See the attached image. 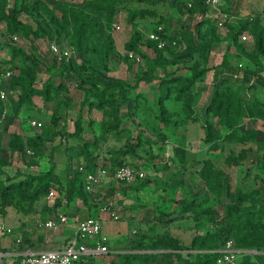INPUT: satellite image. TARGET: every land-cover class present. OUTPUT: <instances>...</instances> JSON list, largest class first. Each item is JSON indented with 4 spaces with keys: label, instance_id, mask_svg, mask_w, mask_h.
Returning a JSON list of instances; mask_svg holds the SVG:
<instances>
[{
    "label": "rangeland",
    "instance_id": "374dc122",
    "mask_svg": "<svg viewBox=\"0 0 264 264\" xmlns=\"http://www.w3.org/2000/svg\"><path fill=\"white\" fill-rule=\"evenodd\" d=\"M35 1L8 0V5L9 7L16 5L19 8V19L31 25L34 29H39L41 33L45 32V37L36 38L32 34L27 36L18 32H10L7 28V22L0 20V60L9 61L13 58L11 64L14 66L13 76L0 87L4 90V97L0 94V134L4 145L2 157L7 161H10L11 153L10 149L7 148V144L13 133H21L24 139L44 135L47 153L45 155L37 154L33 149L28 148L27 151L31 150L33 153L27 152V160L17 154L13 156L12 162L4 167L10 175H19L17 177H23L21 174L38 173L42 169L51 167L54 163L57 164L58 171L63 170V175L66 173L65 167L68 166L69 162L75 168L82 164L99 167L105 165V163L109 167L114 162L124 160L128 161L130 165L144 167L147 176L136 181L146 182L154 187L152 195L155 198L160 193L156 202L146 205L145 209L141 210V213L150 212L149 228L151 229L138 228V233L131 232L127 236V240L121 245L124 252L118 254L117 258L109 257V255L102 256L98 258L99 264H186L184 261L198 264L201 256L197 254L198 251L190 254L188 250H183L182 256H180L173 252L169 242L163 243L161 238L164 237L166 238L165 241H168L169 237H172L179 240L180 243H190L193 236L206 232L213 227L207 218L209 214H204L200 222L197 223L193 219L180 221L179 214H181L182 206L180 201L192 197L191 190L197 192L198 195V198L194 201L196 205H199L197 211H206V209L211 208L213 209L214 219L222 218L219 196L210 191L206 178L203 176L204 167H208L210 172L212 167L222 171L223 179L226 180L221 185L223 187L225 185L229 189L230 196H235L239 193L238 189L241 188L250 194V199L256 197L255 194L251 193L254 189H258L255 182L257 178L253 177L254 173H250L249 177L247 170L248 167L259 166L257 160L260 155H256L254 154L256 152L251 151L248 155L249 158L244 159L243 163L240 164L235 163L234 159L240 155L245 145L243 144L245 141L241 138L242 133L250 128L257 131L258 134L264 132L263 119H249L239 125L238 128L241 132L234 135L233 132L231 133V127L224 124L222 116L215 115L211 111L208 118L209 122L217 129L218 139L214 142L215 144L204 140L205 132L202 123L205 122L204 106L207 96L205 93H208L211 84L216 79L214 72L208 73L205 79L198 82V91L200 93L201 90L203 91L194 102L196 103L194 116L198 118H189L190 116L188 117L184 107V101L176 102V99L172 97V101H167L165 106L167 108L166 114L171 115L172 122L171 124L164 123L161 119L163 109L159 104L158 84L141 82L136 88L129 90L125 88L119 95L121 97L120 116H122L123 123L117 134L112 133L104 138V134H102L104 131L103 124L105 122L108 124L113 119L105 116L102 109L87 106L82 112L84 123L81 136L68 137L64 145L56 151L54 161L50 160V155L53 145L52 139L62 133L77 131L76 121L80 116L81 102L84 98V91L78 85L83 79L82 71L90 72V68H94L97 71L96 74L101 73L105 77L127 79L133 85L139 73L147 67V63L152 61L158 54L157 50L153 46H149L148 42L150 33L162 25L164 28L165 26L168 27L164 29L168 37V43L163 48V59L168 62V70L184 66L178 69L177 72L191 75L188 70L191 63L178 61L179 63L175 64L172 61L175 58L174 54H182L187 51V42L181 37L183 26L201 20L203 18L200 16L201 13L197 12L192 17L184 13L182 19L181 15L176 11L174 12V8L171 7L172 0H163L158 3L133 1L130 3L132 7L138 6L148 9V11L149 9H155L158 15L155 17L149 15L150 12H148L145 16H139L131 23L126 18V10H121L117 17L113 18L111 15L97 9L94 5H102L101 0H90L93 5L88 6V14H86L88 18L86 19L83 18L85 14L78 17L70 11L64 16L65 9L61 8L64 7L65 3L72 2L75 6L88 0H40L37 9L32 6ZM222 4L230 8L231 14H235L234 22L251 13L255 15L261 12L260 20L262 26H264V0H226L225 3L222 0ZM25 6L29 10H20ZM160 15L167 18L168 23L161 21ZM81 23H86V26L83 25L85 37L79 43L76 31L77 29L80 30ZM134 30H138L142 38L138 41L137 50H129L126 47L128 41L125 42V40L131 38ZM228 30L229 25L224 30H219V33H221L219 35L223 39L215 44L212 49L210 63L212 65L219 64L225 54H228L234 65L240 67L251 66L255 69L256 66L251 59L237 57L235 47L228 49L226 37ZM245 31L251 34L249 30ZM15 36H17V39ZM108 36L113 37L115 49L105 52ZM173 39L178 40L179 43L173 45L171 42ZM49 40L56 41L61 48L70 49V58L60 60L56 57L48 48ZM129 51H133L139 56L140 61L131 58L128 54ZM63 63L72 65L71 72L64 70ZM28 67L34 71L36 89L43 91L48 83H53L52 85L55 86L62 83V89L57 91L49 87L50 90L47 94L42 92L33 94L30 103H23L17 115L13 109V102L20 98L22 88L17 85L16 88H13L12 85L16 79L24 78L28 74ZM157 73L165 75L162 68ZM253 82L255 87L250 90V94L255 97H264V79L255 78ZM48 95L51 97H47ZM34 121L41 122L42 125H35ZM257 138H259V135ZM259 140L256 139V142ZM139 141L142 142L141 146H137ZM131 145L135 146V152L132 154L137 152L138 158H134L132 155H123L124 149ZM256 145H260V143L257 142ZM176 146L184 148L183 160L180 155H176L174 149ZM167 153H172L175 159L167 160ZM209 160L212 166H205L206 161ZM247 164L249 165L247 166ZM68 178L71 179L69 175ZM111 182L117 185V182L113 180ZM132 184L118 183L117 187H120V190L116 188L114 193L110 194L111 199L120 209H125L123 207L125 199L123 196L126 191L131 190V187L134 186ZM112 186L113 184L108 186L107 193L110 189H113ZM57 190L60 197L66 193L65 190L59 188ZM224 197V201L229 200L226 196ZM262 203L261 206L264 207V201ZM173 210L178 212L177 216L169 215ZM18 211L15 205L7 207V213L10 212L9 215L14 218L17 217ZM121 215V219L128 217V211L121 210ZM134 237L138 240L132 241ZM260 240H263L264 249V229ZM234 247L237 248L236 243H234ZM237 249L240 251L239 257L231 264H244L245 254L250 253L246 251L250 250ZM137 252L141 254L139 259L128 258L126 255L127 253L134 254ZM253 254H255L252 257L253 263L264 264L263 254L256 253V251Z\"/></svg>",
    "mask_w": 264,
    "mask_h": 264
},
{
    "label": "trees",
    "instance_id": "16d2710c",
    "mask_svg": "<svg viewBox=\"0 0 264 264\" xmlns=\"http://www.w3.org/2000/svg\"><path fill=\"white\" fill-rule=\"evenodd\" d=\"M102 5H94L97 9L111 15L113 18L117 17L121 10L127 11V20L133 23L139 16L143 17L148 12L149 15H158L155 9H144L141 7H132L130 3L134 2H148L158 3L163 0H101ZM189 1L191 0H172L171 6L181 16L187 13L192 17L197 12L202 13V19L195 22L189 23L183 26L181 37L187 42L186 53L174 54L173 63L177 64L180 62L191 63L188 66V70L191 75L179 74L178 69L183 67H176V69L168 70V62L163 59V48L158 47V43L155 40L149 39V46H153L158 54L147 63V67L143 69L137 77L135 83L131 85L127 79H121L116 77H105L101 73L96 74L94 68H90V72L82 71L81 75L83 79L79 82V87L84 91V98L81 102V113L76 121L77 131L73 133H62L60 136L52 139L53 145L51 147V159L54 161V155L58 149H60L65 140L70 137H80L83 131V114L84 109L87 106L91 108L97 107L104 111L105 116H109L113 120L108 124H103L104 138L108 137L112 133H118L120 126L122 125V116L120 109V98L119 95L122 91L127 88L133 89L138 87L141 82H147L149 84H158V91L160 92L159 104L163 109L162 120L166 124H171L172 117L167 115L166 102L172 101V97L176 99V102L184 101V107L189 118H198L194 114L195 99H198L202 94L198 91V82L205 79L208 73L214 72L216 76L215 81L211 84V89L208 93H205L206 104L204 106L205 122L202 123L204 126L205 137L204 140L208 143H214L217 141L218 132L214 125L209 122V114L211 111L215 115H221L224 120V124L231 127V133L235 135L239 134V125L245 123L249 119H263L264 120V97H255L250 94V90L255 87L253 80L258 77H262V71L264 70V26L261 24L260 14L246 15L241 17L238 21L234 22L232 19L227 31L226 37L228 40V49L235 47L237 57H248L253 61L256 66L253 69L251 66L240 67L232 63V59L228 54H225L221 63L212 65L210 62L211 51L215 44H218L223 37L219 34V28L217 26V16L208 13V8L204 3V0H192L193 6L189 7ZM40 4V0H36L34 8L37 9ZM93 5L90 0L83 1L80 5H75L72 2L65 3L64 16L67 12L73 13L74 16H80L85 14L84 19L88 18V6ZM33 8V9H34ZM78 8V9H77ZM27 9V6L20 8ZM222 9L229 13L230 8L223 5ZM264 11V8H263ZM87 12V13H85ZM19 8L16 5L9 7L8 0H0V20L7 22L8 30L10 32H18L27 36L34 35V37H45V32L41 33L39 29H34L31 25L23 22L18 16ZM177 13V14H178ZM235 16V14H233ZM160 19L163 22H167V18L160 15ZM159 19V21H160ZM168 23V22H167ZM86 23H81L79 26L80 30L77 29L76 36L78 42H82L85 37L84 26ZM168 28L165 26L164 29ZM157 29V28H156ZM249 30L253 35L252 46L248 42L240 41V35L245 31ZM221 31V30H220ZM167 39L166 33L164 34ZM141 34L138 30H134L131 38L128 40L126 47L129 50H137L138 41L141 39ZM178 41V40H177ZM107 46H105V52L115 49V43L112 36H108ZM179 43V42H177ZM176 45V44H174ZM15 49V48H14ZM19 50V49H17ZM15 54V53H14ZM65 60V59H63ZM13 58L9 61H5L6 64L12 66ZM131 66V65H130ZM64 70L71 72L72 65L63 63ZM162 68L165 75H160L157 71ZM28 74L21 79H16L13 82L12 87L16 88V85L22 88V94L18 100L13 102L15 113H19L23 103H30V98L33 94L42 92L47 94L49 87L57 91L62 89V83L57 86L48 83L45 90L36 89L34 85V71L28 67ZM78 78V77H77ZM215 78V77H214ZM90 85H86V84ZM56 87V88H55ZM176 93V94H175ZM51 97V96H47ZM173 98V99H174ZM1 111V109H0ZM185 113V112H184ZM1 114V113H0ZM187 117V116H186ZM1 120V115H0ZM59 117L57 118L58 123ZM176 123H178L176 121ZM238 128V129H237ZM258 132L253 129H248L242 133L241 138L245 141L244 148L241 150L240 155L234 159L237 164L243 163L244 159H248L249 152L254 151L255 146L261 141H257ZM165 139V138H164ZM46 138L44 135H37L36 137H30L27 139L23 138L21 133H13L8 141L7 148L10 149V161H7L2 157V149L4 147L0 134V218H3L7 214V207L10 205L17 206L21 212H31L35 208V204L45 197L51 190L52 187L65 190L66 195L69 199H83L86 202L94 200L93 194L89 193L85 187V173L78 167H73L70 162L67 166L65 175L58 174L56 171V163L51 167L38 173L21 174L23 177H17L19 175H10L4 166L9 165L12 162L14 155H20L23 159L27 160V149H33L37 154H46ZM142 142L139 141L137 146H141ZM215 144V143H214ZM259 147H264L263 144ZM176 155H180L181 159H184L185 150L182 147H174ZM123 155H132L134 158H138L137 152H135V146L131 145L124 149ZM175 159L172 156L169 159ZM129 164L128 161L119 160L114 162L109 167L115 168L117 166ZM211 161H206V165L212 166ZM87 170H96V167H92L90 164L85 165ZM105 166L106 163H105ZM136 166V165H135ZM138 167V166H137ZM71 177L68 178V175ZM203 176L206 178L210 191L216 193L219 196V202L222 208V218L214 219L213 209H206V211H197L199 205L194 202L197 198V192L191 190L192 197L183 199L181 202V211L179 216L190 214L191 218L197 223L200 222L204 214L208 215V221L211 222L212 228L206 232L199 233L194 236L190 245L180 243L172 237H169L168 241L162 237L161 241L169 242L173 252L182 256L183 250H188L190 254L198 251L197 254L200 256V262L198 264H216L218 255L221 249L228 240H233L236 243L237 248L244 250H255L264 251L262 242L260 240L262 230L264 229V207L261 206L264 201V192L260 188L254 189L251 194H255L256 197L250 199L248 194L243 189H238L239 193L235 196H230L229 189L221 184L225 183L223 179V173L220 169L212 167L211 172L208 171V167H204ZM140 180V179H137ZM146 182L141 183L142 185ZM114 184V183H113ZM140 184V185H141ZM223 187V188H222ZM113 188V187H112ZM113 193V189L108 191L107 196ZM224 196L229 200L224 201ZM199 204V203H198ZM258 206V207H257ZM197 207V208H196ZM175 211H171L169 215H173ZM142 248V247H140ZM201 252V253H200ZM129 257L139 259L141 254L139 253H127ZM255 254L246 253L244 264H260L254 262L252 257ZM264 256V255H263ZM202 257V258H201ZM128 260V259H127ZM133 261V260H132ZM186 264H195L193 262L184 261Z\"/></svg>",
    "mask_w": 264,
    "mask_h": 264
},
{
    "label": "crops",
    "instance_id": "0c3cea01",
    "mask_svg": "<svg viewBox=\"0 0 264 264\" xmlns=\"http://www.w3.org/2000/svg\"><path fill=\"white\" fill-rule=\"evenodd\" d=\"M223 1L225 3L226 0ZM175 11L176 10H174V12ZM181 18L183 19V16H181ZM129 38H127L125 42L128 41ZM253 42V39L251 41H248L251 46ZM261 75L262 77H258L259 80L260 78L264 79V70L262 71ZM261 133L259 132L258 139L263 142L264 132ZM262 144L263 143H260V146ZM254 152H256L254 154L260 155V158L257 160L259 166L248 167V176L250 177V173H254L253 177L257 178L255 182L258 188H260L262 192H264V147L258 148V145H256ZM248 165L249 164H247V166ZM97 168L98 167H96V169ZM66 169L67 167H65V171H67ZM43 170L45 169H42L41 171ZM56 171L58 172V174L62 175L63 170L60 172L56 169ZM109 183H102L100 189L109 188L108 186L113 184V182H111L110 185ZM132 183V185L134 186L131 187V190L126 191L123 196L125 198L123 201V207L125 209H120V207H117L116 205L114 207V210H116L119 215L118 219H114L109 212H101L100 208L94 202V200H89L86 202L85 200L80 198L69 199L66 193H64V195H61V197L60 195L57 196L54 200L48 199V193L45 197H43L35 204V208L33 211L27 213L18 211L16 218L10 216V212H8L7 215L2 219L8 227L12 228V234L0 236V264H19L21 253L27 248H31L34 250L64 248L70 242V240L76 236L78 224L80 223V221L91 215L99 216L102 218L103 233L107 237L106 244L108 245L110 252L108 254L99 255L96 258L90 259L88 264H99L98 258H101L105 255L117 258L118 254L124 252V249L121 247V245L124 241L127 240V236H129L131 232H137V230H139L138 228H148L147 230L151 229L149 228V222L151 220L149 216L150 212L141 213V210H144L146 205L156 202L160 195V193H158V197L156 198L152 195L154 187H151L149 183H145L143 185L141 184L142 182L137 181H134ZM117 186L118 183L117 185L115 183L113 184V193L116 188L120 190V187L118 188ZM130 195H132V197H130ZM147 208L149 209V207ZM58 210L64 211L68 214V224L61 225L57 229L41 225V223H44L51 217H53L54 213ZM121 210L128 211V217H124L121 219ZM177 215L178 213H175L172 216ZM180 218V221L192 219L190 214H185L184 216H180ZM17 238L21 239L20 243L16 241ZM137 240L138 239L136 237L132 239V241ZM191 242L184 244L189 245L191 244ZM246 252L253 253L255 252V250ZM256 253H258V251H256ZM259 253L264 255V251H259Z\"/></svg>",
    "mask_w": 264,
    "mask_h": 264
},
{
    "label": "built area",
    "instance_id": "2783aa9c",
    "mask_svg": "<svg viewBox=\"0 0 264 264\" xmlns=\"http://www.w3.org/2000/svg\"><path fill=\"white\" fill-rule=\"evenodd\" d=\"M208 8V13L217 16V26L222 31L227 27V24L234 18V15L222 9V0H204ZM189 7L193 6V1H189ZM202 18V13H201ZM166 31L162 25L150 33V39L157 41L159 48H164L168 43L164 34ZM17 39V36H15ZM252 35L244 31L240 35V40L243 42L251 41ZM172 44H177V40L173 39ZM170 43V42H169ZM48 48L60 60L70 58L71 50L61 48L56 41L49 40ZM129 56L136 61H140V57L133 51L128 52ZM14 74V69L11 65L5 63V60H0V87ZM0 94L4 97V90L0 89ZM35 125H42L41 122H33ZM29 153H33L28 150ZM167 152V151H166ZM173 153V152H172ZM171 153V154H172ZM167 153V157L173 156ZM171 155V156H170ZM85 173L86 190L93 194L94 202L98 205L101 212H109L114 219H118L119 215L115 208V203L110 196H107V189H100L102 183H109L111 180L117 183H132L137 179H143L147 176V171L144 167H137L133 164H125L115 168L105 165L99 166L96 170H87L85 164L78 167ZM56 187L50 190L48 199L54 200L59 196ZM69 223V216L66 212L58 210L53 217L41 225L49 228L57 229L61 225ZM12 234V228L0 218V236ZM21 242L20 238L16 240ZM107 237L103 233V220L99 216H88L80 221L77 228L76 236L62 249H44L34 250L27 248L21 253L19 264H88L89 260L96 258L99 255L108 254L110 249L106 244ZM220 254L217 257L216 264H231L236 261L239 255V250L234 247L233 240H228L226 244L219 249Z\"/></svg>",
    "mask_w": 264,
    "mask_h": 264
}]
</instances>
